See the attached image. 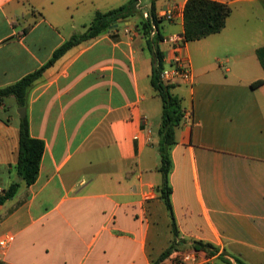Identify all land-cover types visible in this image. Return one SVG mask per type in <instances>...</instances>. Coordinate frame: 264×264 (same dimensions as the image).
Returning a JSON list of instances; mask_svg holds the SVG:
<instances>
[{"label":"crops","instance_id":"obj_1","mask_svg":"<svg viewBox=\"0 0 264 264\" xmlns=\"http://www.w3.org/2000/svg\"><path fill=\"white\" fill-rule=\"evenodd\" d=\"M131 1L0 0V88L43 67L97 12ZM187 1L154 3L165 66L175 54L168 37L183 35ZM211 1L231 14L220 33L177 52L194 83L171 89L188 102L168 177L177 236L159 192L162 104L132 16L68 50L29 89V134L44 147L32 185L14 169L21 119L0 105V198L18 185L0 203V239L13 236L0 264H152L173 240L217 250L199 264L218 256L264 264V83L252 87L264 79L256 55L264 43L249 25L264 0ZM151 3L137 0V14ZM171 8L174 20L164 28Z\"/></svg>","mask_w":264,"mask_h":264},{"label":"trees","instance_id":"obj_2","mask_svg":"<svg viewBox=\"0 0 264 264\" xmlns=\"http://www.w3.org/2000/svg\"><path fill=\"white\" fill-rule=\"evenodd\" d=\"M133 0L128 4L121 6L115 10L106 13L97 12L82 34L73 35L61 47H59L52 55L51 59L39 70L23 77L15 84L6 88H0V104L6 99L12 98L18 109L24 108L26 104L27 93L32 84L41 77L43 72L53 65L68 50L80 43L91 41L100 35L110 32V27L128 17H137L135 2ZM152 0L150 19L154 21L157 33L154 37H150V23L141 17L139 27H136L138 34L144 39L147 51L151 55V73L150 85L161 100L162 111L161 121L158 129V145L157 151L160 158L158 172L162 175V184L159 189L160 200L166 207L170 219L174 237L177 236L172 206L170 201L171 187L168 177L172 168L171 151L176 145V130L183 121V109L181 100L171 93V89L175 87L173 84H165L160 81V72L165 67L163 56L159 49V44L163 42V37L158 30V20L154 15V3ZM231 14V9L223 3L211 0H188L183 10V37L185 43L202 40L208 36L220 33L225 25L226 20ZM257 58L264 71V47L257 49ZM264 83V79L258 80L252 84L253 88L259 87ZM43 143L34 139L29 134L27 119H21L18 125V151L17 160L14 169L18 177L22 179L25 185H32L38 176L39 163L43 154ZM18 188L17 184H12L0 203L11 199ZM193 249L197 252H203L208 258L217 253V250L210 244L199 241H193L188 246H182L179 242L173 240L164 252L152 264H165L170 254L174 250ZM230 260L225 256H218L214 264H247L239 258Z\"/></svg>","mask_w":264,"mask_h":264},{"label":"built area","instance_id":"obj_3","mask_svg":"<svg viewBox=\"0 0 264 264\" xmlns=\"http://www.w3.org/2000/svg\"><path fill=\"white\" fill-rule=\"evenodd\" d=\"M175 9L171 8L168 12L162 15L166 21L174 20ZM143 19L149 20L150 23V37H154L157 33V28L153 20L150 19V12H145L141 15ZM158 20V18L156 17ZM168 43L172 45L175 52L172 62L165 66L160 72V81L165 84L178 85V83L192 86L194 83V75L191 70L189 61L177 55V52L185 45L183 35L174 34L168 37ZM13 241V236L9 235L0 239V254L4 253ZM199 252L193 249L174 250L165 264H199Z\"/></svg>","mask_w":264,"mask_h":264},{"label":"rangeland","instance_id":"obj_4","mask_svg":"<svg viewBox=\"0 0 264 264\" xmlns=\"http://www.w3.org/2000/svg\"><path fill=\"white\" fill-rule=\"evenodd\" d=\"M256 9L257 8H255L254 7V12H257L256 11ZM258 11H259V8H258ZM255 15V17L254 18H251V22L249 23V25L251 26V27H253V29L255 30V29H259L261 32H262V34H261V39H262V41H263V43H264V12H257V14H254ZM140 19H141V17L139 16V14L137 15V17H135V18H133V26H132V30L133 31H135V32H137L138 33V31L136 30V27L138 28L139 27V23H140ZM127 22H130V20L129 19H127V20H122V21H120V22H117V23H127ZM163 22H166V23H164L163 25H164V28H166L167 26H168V23H167V21L165 20V21H162L161 23H163ZM116 23V24H117ZM140 28V27H139ZM175 29V27H173V30ZM174 31H176V30H174ZM140 35V34H139ZM141 37V36H140ZM142 38V37H141ZM245 40H248L247 39V37H246V39ZM251 41V40H250ZM192 46V48H194L196 45L194 44V45H191ZM177 87H179V89L180 90H183L184 91V89H185V85H183L182 83H178V85H177ZM183 96H184V93L182 94ZM180 96H181V94H180ZM159 104H161L160 103V101H159ZM0 105H4L3 106V108L6 110L5 111V113L7 114V113H10V114H12L13 116H19V114H18V112H19V110L20 109H16V105H15V103H14V101L12 100V99H6L2 104H0ZM187 105H188V102H187V100H183L182 98H181V107L182 108H187ZM158 120H159V117H158ZM152 131H154V133L156 132V127L155 126H153L152 128ZM160 158H159V155L157 154V161L159 162L160 160H159ZM199 263L202 261V259L204 260V259H208V257L207 256H204V255H202L200 252H199ZM215 262H213V263H210V264H214Z\"/></svg>","mask_w":264,"mask_h":264},{"label":"water","instance_id":"obj_5","mask_svg":"<svg viewBox=\"0 0 264 264\" xmlns=\"http://www.w3.org/2000/svg\"><path fill=\"white\" fill-rule=\"evenodd\" d=\"M125 19H127V18H125ZM123 24H120V26H122ZM117 25H113V26H111L110 28H115ZM18 114H19V117H20V119H24L25 118V109L24 108H21L20 110H19V112H18Z\"/></svg>","mask_w":264,"mask_h":264}]
</instances>
